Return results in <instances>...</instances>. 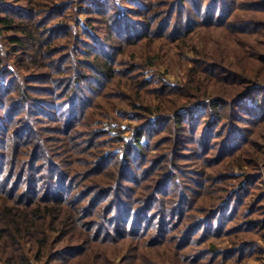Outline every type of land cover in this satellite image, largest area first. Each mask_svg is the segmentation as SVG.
Masks as SVG:
<instances>
[{
    "label": "trees",
    "instance_id": "16d2710c",
    "mask_svg": "<svg viewBox=\"0 0 264 264\" xmlns=\"http://www.w3.org/2000/svg\"><path fill=\"white\" fill-rule=\"evenodd\" d=\"M122 1L0 0L6 264H104L106 253L161 249L199 254L200 262L210 250L198 246L247 204L258 215L239 230L258 225L264 239V195L250 202L257 173L233 171L257 158L226 162L264 120V49L248 42L264 35V0H127L131 9ZM210 28L236 36L238 46L224 36L198 50L193 35ZM140 44L145 51L130 52ZM189 47L196 56L185 57ZM176 58L181 82L149 70L164 60L169 72ZM116 78L130 97L110 89ZM109 98L128 100V136L113 133L110 114L121 120L125 111L109 110ZM237 178L232 193L205 202L204 189L222 192ZM59 240L67 244L57 247ZM246 248L236 256L256 253Z\"/></svg>",
    "mask_w": 264,
    "mask_h": 264
},
{
    "label": "rangeland",
    "instance_id": "374dc122",
    "mask_svg": "<svg viewBox=\"0 0 264 264\" xmlns=\"http://www.w3.org/2000/svg\"><path fill=\"white\" fill-rule=\"evenodd\" d=\"M130 6L131 7L133 6V4L130 1H127V0L122 1V7L131 9ZM83 18L84 16L82 14L79 15V19L81 20L80 26L83 25ZM262 18L264 19V14L262 15ZM224 36L230 39L228 41L229 42L228 45L230 46V49L238 46V42L240 41L236 38V36H233L230 33H227L224 29H215V28L197 31L193 35V39H194L193 45L197 44L196 46L198 50L205 51L207 50L205 44L211 45L212 42L217 41V40L220 43L221 42L225 43ZM248 42L255 45L257 48L259 46L261 50L264 49V35L257 36V37L256 36L249 37ZM256 43L260 45H257ZM146 47L147 46L145 44H140L133 48H130V52H134L136 54L138 51H141V50L145 51L144 48ZM5 51H7L6 44L4 40L1 39L0 37V52L2 55H4ZM128 55L129 54H127V56ZM194 56H196L195 53H193V51L190 50V47H189L185 57L191 58ZM164 57L166 58V55ZM174 60H175L174 62L170 63L171 68L169 72H167L165 69L167 61L164 62V60H161L158 62V64L156 65V70L152 68H149V70L154 72L158 77L163 78L170 83L181 82L183 81L181 67L178 66L180 64L177 63V58ZM232 60L235 61L236 59L232 57ZM8 67L11 68V64H8ZM253 73L254 75L257 74L256 76L262 75V73H260V70H253ZM116 79L117 80H115V84L118 83L117 86L116 85L112 86V84L114 83L113 82L110 84L111 86L110 89L112 91H115L116 89V91L118 90L121 93L125 94L126 96L130 97L131 94L127 91L128 89L122 86L125 79L124 78H116ZM113 88L115 89L113 90ZM106 101L107 103L109 101V104L107 105L105 104L109 110L111 109L116 110V107H118V109L122 108L125 111V114H124L125 118H122L121 120L119 119L117 112H115L114 114H110L109 116V120L111 122L110 127L113 129L112 130L113 133L114 134L118 133L122 136H128L129 132L123 131V129H125L127 125H131L134 123V122H130V117L128 116L129 114L128 112L129 105L127 104L128 100L124 98H118L117 100H114V98H109V99H106ZM250 129L252 130V132H251L249 141L247 142V145L245 146L246 148H244L243 150L244 152L241 153L242 152L241 151V152L234 153L232 156L226 158V162L228 165L235 167L236 164L240 163L237 160L240 156L244 158V160L249 159V161H254L257 158L255 162V166L253 168H250L249 166H244L242 170L238 169L237 167L233 169L234 174L236 175L237 174L238 175H242V174L249 175V172L252 170H253V174L257 173V176L254 182L255 184H257L258 187L254 185V187L250 186L249 188V192L251 191L254 192L250 200V202H252L255 199L256 194L259 193L260 191L262 193L261 196L264 195V120L259 122L256 125H251ZM215 167L225 169L227 166L225 164L224 165L221 164L219 166L216 165ZM247 178L248 176L246 177V179ZM237 181H238V178L230 180L228 183H226V190L222 192L216 191V193H213L214 191L211 190L209 187L204 189V190H208V192L206 191L205 195L203 196V199H205V202H208L211 200L213 201L214 194L227 195V193L228 194L232 193L239 186V184H241ZM212 189L215 190L217 189V187H212ZM262 197H263V200H260L261 201L260 205L262 206L259 205V202L257 203V205H259L258 208L261 207V210H262V212L260 213V217H264V196ZM254 201L257 202L259 200H257L256 198V200ZM247 205L240 206L239 215L235 222L228 224L227 228L226 229L224 228L222 232H220L219 234H216V236L211 237L210 240L198 246L199 248H203V249L209 248L210 250V252H208V254H205L204 258H202L200 262L197 261L199 254L196 256H194L195 253L189 254L190 255L189 258H183L182 254H179V251H161L163 250L161 249L157 251H145V252L144 251H131V252L123 251L121 254L116 253L115 255H112V252L110 254L106 253L105 255L108 257L106 262L107 261L108 262L107 263L105 262L104 264H124L125 261L122 260L123 259L122 255L126 254L127 252H130V253H127L131 257L129 259L130 264H264V239L260 237L261 234L263 233V230H257L258 225L252 226V228L249 230H246V229L239 230L243 228V226L245 225L244 224L245 219H249V218L253 219V218H256L258 215L254 213H249L247 209ZM243 213H249V214L247 217H244ZM236 227H238V229ZM229 231L230 233L228 234ZM65 244H67L65 240H59L56 243V246L59 247ZM249 245H251L252 251H255L256 253L236 256L235 251L237 250L251 251V250H248V248H246ZM27 254L30 255L29 253ZM3 259H4L3 257H0V264H6L5 260ZM82 262L85 263L86 260H83ZM94 263H95V260L91 261L89 264H94Z\"/></svg>",
    "mask_w": 264,
    "mask_h": 264
}]
</instances>
